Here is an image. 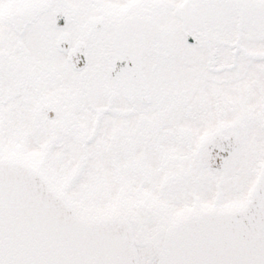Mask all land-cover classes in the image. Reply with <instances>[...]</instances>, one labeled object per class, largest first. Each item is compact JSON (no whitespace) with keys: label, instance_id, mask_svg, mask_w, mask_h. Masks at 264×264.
Here are the masks:
<instances>
[{"label":"snow or ice","instance_id":"6c2138e0","mask_svg":"<svg viewBox=\"0 0 264 264\" xmlns=\"http://www.w3.org/2000/svg\"><path fill=\"white\" fill-rule=\"evenodd\" d=\"M0 264H264V0H0Z\"/></svg>","mask_w":264,"mask_h":264},{"label":"water","instance_id":"95a60500","mask_svg":"<svg viewBox=\"0 0 264 264\" xmlns=\"http://www.w3.org/2000/svg\"><path fill=\"white\" fill-rule=\"evenodd\" d=\"M60 24L63 25V20L60 21Z\"/></svg>","mask_w":264,"mask_h":264}]
</instances>
